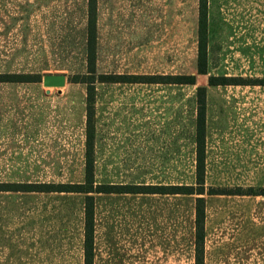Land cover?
Masks as SVG:
<instances>
[{
  "label": "rangeland",
  "instance_id": "rangeland-1",
  "mask_svg": "<svg viewBox=\"0 0 264 264\" xmlns=\"http://www.w3.org/2000/svg\"><path fill=\"white\" fill-rule=\"evenodd\" d=\"M95 183L194 185L196 88L206 86L204 264H264V0H95ZM87 0H0V72L40 84L0 92V264H83L82 194L23 189L84 179ZM45 74L67 83L45 87ZM114 78L100 81L99 75ZM194 74V84L117 75ZM130 80V79H129ZM49 89V92H44ZM10 188V187H9ZM241 192L242 194H209ZM250 193V194H249ZM93 264H194L195 194H94Z\"/></svg>",
  "mask_w": 264,
  "mask_h": 264
},
{
  "label": "trees",
  "instance_id": "trees-1",
  "mask_svg": "<svg viewBox=\"0 0 264 264\" xmlns=\"http://www.w3.org/2000/svg\"><path fill=\"white\" fill-rule=\"evenodd\" d=\"M87 39H86V62L87 74L74 75L72 82L86 84L85 91V127H84V179L79 183H25L20 184L24 190H43L57 192H76L82 194L83 207V264H93L94 256V194L99 193H171V194H195L194 198V264H204V222L205 203L204 197V173H205V139H206V86L201 85L196 88V114H195V184L194 185H152V184H109L95 183L94 179V72H95V0H87ZM207 30L208 13L207 0H198L197 15V55L196 70L198 74L207 73ZM117 78H127L128 82H148V83H177L194 84V74L180 75H142L139 80L131 75H117ZM113 76L101 74L100 81ZM130 79V80H129ZM0 81H39L29 74L0 73ZM226 84H263L262 80H245L241 77L213 76L209 75L207 85ZM14 184H1L0 190L13 189ZM10 187V188H9ZM211 188L209 194L228 193L242 194L241 192H216ZM250 194V193H249ZM264 194V189L261 190Z\"/></svg>",
  "mask_w": 264,
  "mask_h": 264
},
{
  "label": "crops",
  "instance_id": "crops-1",
  "mask_svg": "<svg viewBox=\"0 0 264 264\" xmlns=\"http://www.w3.org/2000/svg\"><path fill=\"white\" fill-rule=\"evenodd\" d=\"M95 14H97L96 13V2H95ZM96 20H97V15H96ZM96 25H97V22H95V39L97 38L96 37ZM86 32H87V19H86ZM0 73L26 74V73H20V72H0ZM41 82H42V80H41ZM66 83H67V78H66L65 84ZM17 84H40V83L38 81H0V89H2V88L9 89L11 86H15ZM44 92L48 93L49 89H46ZM10 97H11L10 93H8V92L6 93V91L0 92V101H4V99H11L12 100V98H10ZM9 122H10L9 118H5V119L3 118L2 119V116L0 115V141H1V137H2L5 144H8L9 138L7 136H4V132H7L6 130H8L12 127V125H10ZM7 133L9 134V132H7Z\"/></svg>",
  "mask_w": 264,
  "mask_h": 264
},
{
  "label": "water",
  "instance_id": "water-1",
  "mask_svg": "<svg viewBox=\"0 0 264 264\" xmlns=\"http://www.w3.org/2000/svg\"><path fill=\"white\" fill-rule=\"evenodd\" d=\"M65 81L66 78L63 74H45L42 77V84L45 87H61Z\"/></svg>",
  "mask_w": 264,
  "mask_h": 264
}]
</instances>
